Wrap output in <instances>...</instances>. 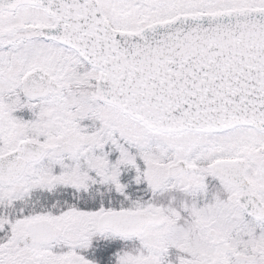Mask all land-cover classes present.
<instances>
[{
    "label": "snow or ice",
    "instance_id": "6c2138e0",
    "mask_svg": "<svg viewBox=\"0 0 264 264\" xmlns=\"http://www.w3.org/2000/svg\"><path fill=\"white\" fill-rule=\"evenodd\" d=\"M0 264H264V0H0Z\"/></svg>",
    "mask_w": 264,
    "mask_h": 264
}]
</instances>
